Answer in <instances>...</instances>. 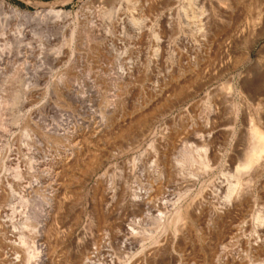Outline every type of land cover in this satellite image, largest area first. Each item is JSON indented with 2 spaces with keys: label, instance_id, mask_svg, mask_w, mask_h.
Here are the masks:
<instances>
[{
  "label": "rangeland",
  "instance_id": "rangeland-1",
  "mask_svg": "<svg viewBox=\"0 0 264 264\" xmlns=\"http://www.w3.org/2000/svg\"><path fill=\"white\" fill-rule=\"evenodd\" d=\"M0 1L68 16L0 9L31 40L0 69V264H264V0H123L131 35L105 0Z\"/></svg>",
  "mask_w": 264,
  "mask_h": 264
},
{
  "label": "bare ground",
  "instance_id": "bare-ground-1",
  "mask_svg": "<svg viewBox=\"0 0 264 264\" xmlns=\"http://www.w3.org/2000/svg\"><path fill=\"white\" fill-rule=\"evenodd\" d=\"M121 1H123V0H105V2H106V5L108 6V7H110V9H109V12H107V14H108V21H107V23H109V22H111V23H116L117 25L118 24H120L119 26L120 27H123L124 28V30L126 31V28L125 27H127V30H129L128 31V33L130 32V29L128 28V21H129V19L126 21L125 20V18H121L120 17V15L122 16V14H120V11L122 10V5H125V4H123ZM129 1V0H128ZM135 1V0H134ZM144 1V0H143ZM142 1V4H144L145 2H143ZM162 1H165L166 2V0H162ZM168 1V0H167ZM102 4H104V1L102 0ZM141 1H137L136 2V5L137 6H139L141 3H140ZM158 2H161V1H159V0H148L147 1V5H149V7H150V9H151V11H153L152 9H155V7H158V6H156L157 4L156 3H158ZM163 2H161V4H162ZM168 3V2H167ZM166 3V4H167ZM169 3H170V1H169ZM169 3H168V5H169ZM141 4V5H142ZM165 4V3H164ZM172 3H170V5H171ZM147 5H146V7H147ZM101 6V5H100ZM143 6V5H142ZM145 6V5H144ZM145 7V8H146ZM5 8H7V10H9L10 11V13L11 14H14L15 16H18V18H19V16L23 19V20H26V21H30V22H36V25H40V26H42V28H43V26H46V25H48L49 23H51V22H53V23H57V22H62V24H63V21H65L66 19H68L67 17H66V14H64V13H62V12H60V11H56L52 6H49V7H47V8H45V9H43V10H41V11H38L36 14H29V13H27V12H25V13H22V12H20L19 10H17L16 8H14V7H12L10 4H8V3H6V2H4V1H0V9H3V11H4V9ZM97 8V7H96ZM101 8V7H100ZM139 8V7H138ZM159 8V7H158ZM124 9V8H123ZM149 9V8H148ZM150 9L149 10H146L147 12L149 11V12H151L150 11ZM105 10V9H104ZM144 10V9H143ZM156 10V9H155ZM105 11H107V10H105ZM140 11V10H139ZM145 12V11H144ZM105 13V12H104ZM140 13V12H139ZM146 13V12H145ZM92 14H93V12H92ZM96 14V13H95ZM143 14V13H142ZM154 14V13H153ZM10 15V14H9ZM141 15V14H140ZM147 15V14H146ZM150 15V13H148V16ZM70 17V16H69ZM92 17V16H91ZM94 17V16H93ZM127 17V16H126ZM18 18H17V20H18ZM128 18V17H127ZM4 20V19H3ZM87 20V19H86ZM90 20V19H89ZM107 20V19H106ZM141 20V19H140ZM79 21V20H78ZM91 21V20H90ZM87 22H88V20H87ZM95 22H97V21H95ZM135 23V20L133 19V18H131L130 19V22H129V24L130 23ZM38 23V24H37ZM94 23V22H93ZM93 23H91V24H93ZM66 24V23H65ZM88 25H89V22L87 23ZM95 24V23H94ZM127 24V25H126ZM25 25V24H24ZM71 25H72V23H71ZM96 25V24H95ZM109 25V24H108ZM107 25V26H108ZM136 25V24H135ZM141 25V24H140ZM30 26V25H29ZM78 26V25H77ZM92 26V25H91ZM99 26V25H98ZM24 27V26H23ZM39 27V26H38ZM37 27V28H38ZM109 27H111V24H110V26ZM119 27V28H120ZM131 27V26H130ZM136 27V26H135ZM22 28V27H21ZM108 28V27H107ZM132 28H133V26H132ZM73 29H75V28H73ZM96 29V28H95ZM137 29V28H136ZM108 30V32H110L109 31V29H107ZM29 31V30H28ZM39 31V30H38ZM37 31V32H38ZM74 31V30H73ZM93 31V30H92ZM113 31V30H112ZM117 31V30H116ZM119 31V30H118ZM136 31V30H135ZM106 32V31H105ZM122 32V31H121ZM121 32H120V35H121ZM124 32V31H123ZM42 33V32H41ZM73 33V32H72ZM138 33H139V31H138ZM17 34H18V38L16 39V37H12L11 35H9V23H8V20H7V18L5 19V21L3 22V21H1L0 20V69H2L3 71L4 70H6V68H8L9 67V64L10 63H13V58L15 57V55H14V51H13V49H12V47L10 46V47H7V44H8V41H10L12 44H17L18 42L19 43H23L24 42V40H26V39H28V34H27V32L24 30V29H21L20 31H17ZM34 34V33H33ZM110 34V33H109ZM109 34H105V35H109ZM113 34V33H112ZM117 34H118V32H117ZM124 34V33H123ZM130 34V33H129ZM15 35V34H14ZM114 35V34H113ZM128 35V34H127ZM131 35V34H130ZM110 36H112L111 34H110ZM137 36V35H136ZM117 37V36H116ZM138 37H139V35H138ZM123 38H125V37H123ZM136 39H137V37H135ZM19 40V41H18ZM29 40V39H28ZM109 40V39H108ZM113 40V39H112ZM119 40V39H118ZM18 41V42H17ZM29 41H31V40H29ZM111 41V40H110ZM123 40H121V42H122ZM127 41V40H126ZM17 42V43H16ZM120 42V41H119ZM128 42V41H127ZM29 44V43H28ZM113 44V43H112ZM124 44V43H123ZM117 49V48H116ZM120 49H122V48H120ZM24 51V50H23ZM117 51V50H116ZM123 54V53H122ZM24 56V55H23ZM32 56V55H31ZM11 65V64H10ZM11 67V66H10ZM10 67H9V69H10ZM8 70V69H7ZM123 75H127V74H123ZM1 76V75H0ZM61 79V78H60ZM63 80V79H62ZM65 80V79H64ZM63 80V81H64ZM65 85V84H64ZM54 86V85H53ZM60 86H61V84H60ZM60 89V88H59ZM64 89V88H63ZM67 90V89H66ZM55 91V90H54ZM56 94V93H55ZM77 95V94H76ZM76 95L74 96L73 95V93H71V92H69V96H71V97H76ZM78 97V96H77ZM71 99H73V98H71ZM79 102V101H78ZM112 111V110H111ZM118 111V110H117ZM110 112V111H109ZM105 114V113H104ZM102 116V115H101ZM104 116V115H103ZM122 117V116H121ZM99 119V118H98ZM103 120V119H102ZM262 121V120H261ZM100 122H102L101 120H100ZM112 122H113V120L112 119H109V118H106V120H105V123H102V124H100L99 125V130H98V133L97 134H99V135H101V134H103L105 131H106V129H108L109 128V126H111V124H112ZM69 123V122H68ZM96 123V122H95ZM254 123V122H253ZM252 123V124H253ZM86 124V123H85ZM99 124V123H98ZM36 125V124H35ZM67 125V124H66ZM87 125V124H86ZM114 125V124H113ZM59 125H57V127H58ZM82 126V125H81ZM115 126V125H114ZM253 127H252V138H253V145H252V149L250 150V152L248 153V155H247V157H246V160H245V162L240 166V169L241 170H247V169H249L250 168V166L253 164V163H255L256 161H257V159L262 155V154H264V131H263V129L260 127V126H258V124H253L252 125ZM75 127V126H74ZM59 128V127H58ZM113 128V127H112ZM66 129V128H65ZM70 129V128H69ZM76 129V128H75ZM74 129V130H75ZM80 129H82V128H80ZM58 131V133H55L54 135H56V137H60V136H64V137H67L68 135H67V132H65L64 130H61V129H59V130H57ZM57 131H55V132H57ZM67 131V130H66ZM79 131V130H78ZM121 132V131H120ZM62 133V134H61ZM68 133H70V132H68ZM96 133V132H95ZM94 133V134H95ZM73 134H71V136H72ZM63 137V138H64ZM100 137V136H99ZM104 137V136H103ZM105 137H106V135H105ZM70 139V138H69ZM67 140V139H66ZM71 144V143H70ZM67 159V158H66ZM164 162H166V161H164ZM45 163V162H44ZM43 164V163H42ZM70 165H71V163H70ZM46 166H48V165H46ZM63 166V165H62ZM67 165H65V167H66ZM40 167V166H39ZM44 167H45V164H44ZM75 167V166H74ZM165 167V166H164ZM41 168V167H40ZM51 168V167H50ZM53 169V168H52ZM158 169V168H157ZM44 170V169H43ZM159 170V169H158ZM44 171H46V170H44ZM56 172V171H55ZM61 172V171H60ZM62 173V172H61ZM34 174V173H33ZM68 175V174H67ZM163 175V174H162ZM59 176L60 175H58V174H53V173H50V175H49V177H48V180H49V182H52V183H58V181H59ZM64 179V178H63ZM38 180V179H37ZM69 181V180H68ZM66 182V181H65ZM51 183V184H52ZM65 189V188H64ZM228 198H232V196L236 193V186H233V187H229L228 188ZM51 202H53V198H51ZM181 207H183V206H181ZM179 208V207H178ZM177 208V210L176 209H174V213H173V216H172V222L173 223H176V222H178V223H181L182 221H183V219H184V215H183V213L184 212H182V209L181 208H179L178 209ZM184 208V207H183ZM185 209V208H184ZM176 210V211H175ZM48 213H52V212H48ZM191 216V215H190ZM50 217V216H49ZM189 218V217H188ZM106 221H107V217L106 216H103V218L101 219V220H99V222H101V223H106ZM188 221V220H187ZM106 225V224H105ZM102 226V225H101ZM212 226V225H211ZM223 226H224V224H223ZM120 227V226H119ZM112 228V227H111ZM115 228V227H114ZM102 229V228H101ZM100 229V230H101ZM46 230H47V228H46ZM112 230V229H111ZM122 232V231H121ZM120 232V233H121ZM125 232H128V230L127 231H125ZM44 233V232H43ZM135 233V232H134ZM212 233V232H211ZM215 233V232H214ZM124 234V233H123ZM220 234V233H219ZM110 235V234H109ZM214 236V235H213ZM107 237V236H106ZM105 237V238H106ZM125 237V236H124ZM126 239V238H125ZM7 240V239H6ZM11 240V239H10ZM9 240V241H10ZM212 240V239H211ZM8 241V240H7ZM12 241V240H11ZM40 241V240H39ZM175 242H176V239L174 240L173 239V237H172V249H174V246H175ZM40 243V242H39ZM125 243V242H124ZM122 244V243H121ZM126 244V243H125ZM5 246V245H4ZM151 251V250H150ZM158 249H155L153 252H151L152 254L154 253V254H156V253H158ZM145 256V255H144ZM28 257V256H27ZM38 258V257H37ZM40 259V258H39ZM42 259L43 258H41L39 261H38V263H42L41 261H42ZM115 261V260H114ZM87 263V262H86ZM108 263V262H107ZM104 264H106V263H104ZM124 264V263H123ZM130 264H134V263H130Z\"/></svg>",
  "mask_w": 264,
  "mask_h": 264
}]
</instances>
